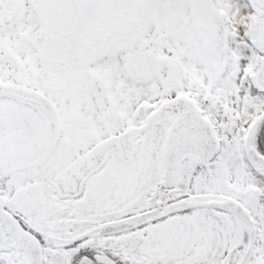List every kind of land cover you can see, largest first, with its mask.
Wrapping results in <instances>:
<instances>
[{"label": "snow or ice", "instance_id": "1", "mask_svg": "<svg viewBox=\"0 0 264 264\" xmlns=\"http://www.w3.org/2000/svg\"><path fill=\"white\" fill-rule=\"evenodd\" d=\"M0 264H264V0H0Z\"/></svg>", "mask_w": 264, "mask_h": 264}]
</instances>
